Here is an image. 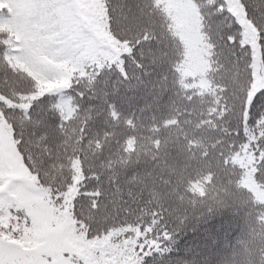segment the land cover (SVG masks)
I'll return each instance as SVG.
<instances>
[{"label":"snow or ice","instance_id":"1","mask_svg":"<svg viewBox=\"0 0 264 264\" xmlns=\"http://www.w3.org/2000/svg\"><path fill=\"white\" fill-rule=\"evenodd\" d=\"M181 2L208 92L181 77L165 0H0V264H264L245 183L264 192V0ZM122 125L147 147L115 155ZM231 213L244 224L225 245ZM190 229L206 239L181 242Z\"/></svg>","mask_w":264,"mask_h":264},{"label":"trees","instance_id":"2","mask_svg":"<svg viewBox=\"0 0 264 264\" xmlns=\"http://www.w3.org/2000/svg\"><path fill=\"white\" fill-rule=\"evenodd\" d=\"M166 7L165 13L172 14L174 19L177 21L176 24V35L178 39L176 40L177 47L186 57V63L183 65L181 77L186 79L188 77H199L198 84H190L188 86L197 87L201 93L210 91L218 81L215 78L211 56L202 47H198L192 38L194 32L193 28V17L194 10L189 4L182 3L181 0H165ZM162 18L164 13L161 14ZM42 87H49V85H42ZM128 109H125L127 112ZM139 115V113H138ZM149 113H145V123H147V116ZM99 125H94L98 127ZM11 135V133H10ZM112 140L119 139L122 143L120 145L112 144L111 147L115 150L114 154L119 155L120 148L123 147L129 152L136 150L140 151L147 147V139H141L139 132H134L131 129L124 128L123 125L121 129L116 130L114 136L111 137ZM73 167L79 173L80 164L77 161ZM169 174L173 178L179 179L176 173V169L169 168ZM246 185L253 191L254 195L258 200H264V192L259 191V189L250 180L245 181ZM191 190L196 193L203 194V186L200 181L191 185ZM242 196H246V193H234L233 203L239 206V201ZM221 222L216 225L217 233L219 234V240L225 245L233 243L236 236L239 235L241 228L244 224V219L242 215H237L231 213L226 217H218ZM195 235L196 241L204 240L206 237H202L200 232L197 231L195 234L190 229L187 233L181 235L179 240L182 242L186 237H192ZM217 240H213L212 243H217Z\"/></svg>","mask_w":264,"mask_h":264},{"label":"rangeland","instance_id":"3","mask_svg":"<svg viewBox=\"0 0 264 264\" xmlns=\"http://www.w3.org/2000/svg\"><path fill=\"white\" fill-rule=\"evenodd\" d=\"M3 130V124L2 122H0V131ZM4 135L8 136L10 138V130L4 132ZM70 217H64L58 220V225L63 228L65 226H67L68 222L70 221ZM81 254L83 253V250H80Z\"/></svg>","mask_w":264,"mask_h":264}]
</instances>
